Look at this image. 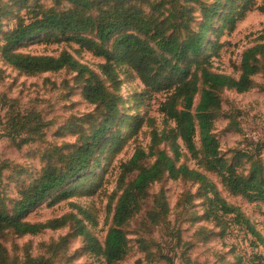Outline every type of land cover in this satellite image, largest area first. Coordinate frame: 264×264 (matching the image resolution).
<instances>
[{
	"label": "trees",
	"instance_id": "16d2710c",
	"mask_svg": "<svg viewBox=\"0 0 264 264\" xmlns=\"http://www.w3.org/2000/svg\"><path fill=\"white\" fill-rule=\"evenodd\" d=\"M65 1L70 6L67 9L35 7L31 19H19L14 29L3 34L0 57L8 66L29 76L64 69L75 73L74 82L81 97L94 106V111L85 115L89 132L82 133L76 145L53 148L51 154L57 157L56 161L49 160L34 182L21 188L10 209L0 207V264H55L63 260L61 254L66 252L69 241L77 237L84 240L82 254L105 264L123 261L130 250L126 229L142 211H145V227L168 225L169 210L163 192L149 200L151 187L163 179L198 186L204 208L202 221L214 223L224 232L228 226L224 220L229 217L233 225L257 236L254 226L238 207L220 196L214 183L202 172L180 163L185 152L203 171L219 178L229 195L264 205L261 156L264 142L259 143L260 139L253 137L249 140L259 149L253 153L236 151L227 157L214 132L220 118L228 120L229 129H238L222 109L224 91L244 94L258 88L264 92V44L243 51L237 78L211 69V58L220 48L218 38L225 31L230 33L235 29L245 14L254 9L255 0ZM210 33L217 37L215 41L209 40ZM41 36H51L50 43L73 44L79 51L91 53L104 62L99 64L98 71H92L65 51L56 57L17 51ZM121 74H135L145 87L143 95H165L158 109L163 127L158 129L150 120L149 146L137 147L131 158L120 164L111 225L103 244L87 226L93 223V217L79 206L76 210L82 218L67 214L46 223L25 221L41 203L51 200L56 204L73 197L91 180L108 143L118 141L117 127L126 124L130 133L135 134L142 126L139 117L129 119L121 113ZM257 76L262 78V85L255 82ZM0 102L6 108L0 118L2 137L10 138L17 148L44 137L49 123L39 113H21L5 97ZM78 121L81 126L82 119ZM5 168L6 163L0 165V176ZM147 203L150 208L145 210ZM65 227H69L68 234L58 242L41 244L44 254L35 257L27 245L21 249L13 246L16 251H22V255H17L1 242L8 235L36 236L45 230ZM176 240L180 242L179 234ZM138 245L146 261L153 263L157 258L173 264L170 257L161 254L155 241L144 239Z\"/></svg>",
	"mask_w": 264,
	"mask_h": 264
},
{
	"label": "rangeland",
	"instance_id": "374dc122",
	"mask_svg": "<svg viewBox=\"0 0 264 264\" xmlns=\"http://www.w3.org/2000/svg\"><path fill=\"white\" fill-rule=\"evenodd\" d=\"M35 7L63 10L70 6L65 0H0V45L3 34L14 29L19 19H31ZM253 7L232 32L225 31L218 38L219 52L211 58V69L214 72L237 78L243 51L258 43L264 44V40H260L264 36V0H255ZM216 39L214 34H209V40ZM52 40L51 36H41L17 51L33 56L51 57L65 51L92 71H98L99 64L104 62L91 53L79 51L73 44L50 43ZM75 76V73L66 69L54 73L25 75L5 64L0 57V98L5 97V101L14 103V107L21 113H39L49 123L41 140L19 148L10 138L1 136L0 128V165H7L0 176V207L10 209L21 188L33 183L49 160L56 161L57 157L51 154L53 148L76 145L79 136L89 132L90 124L85 123V115L92 113L94 106L81 97L80 88L74 82ZM120 80L121 113L129 119L139 117L143 121L142 126L135 134L130 133L126 124L117 127L118 141L115 144L108 143L102 153L100 167L91 180L73 197L56 204H52L51 200L41 203L25 221L46 223L67 214L82 218L76 210V206H79L93 217V223L86 224L93 236L103 244L111 225L120 164L128 161L137 147L149 146V127L152 125L150 120L158 129L163 127V119L158 109L165 95H143L145 87L135 74H121ZM254 80L258 85L263 83L260 76ZM222 100L223 111L232 117L238 127L237 130L229 129L228 120L225 118L216 121L214 132L219 139L222 153L227 157L236 151L253 153V150L259 148L251 144L250 140L254 137L260 139L259 143L264 142V92L258 88L244 94L224 91ZM5 112L6 108L0 102V118H3ZM79 119H82L81 126ZM261 156L264 158V149ZM180 163L202 172L214 183L220 196L228 204L238 207L254 226L257 236L233 225L229 217L224 220V225H228L224 232L214 223L202 221L200 217L204 208L197 191L198 186L185 181L163 179L151 187L149 200L152 201L153 195L163 192L169 210L168 225L153 229L145 227V211H142L126 229L130 250L126 258L117 264H134L137 260L142 261V264H166L160 259L156 260L157 258H153V263L146 261V255L140 251L138 245V241L144 239L155 241L160 246L161 254L170 257L173 264H263L264 205L249 203L241 197L229 195L219 178L203 171L196 160L185 152ZM186 198L188 202H185ZM148 203L145 210L150 208ZM68 232L69 227H65L45 230L36 236L18 238L8 235L1 242L8 251H15L17 255H22V251H16L13 246L21 249L27 245L31 255L35 257L44 254L41 244L58 242ZM178 234L181 239L179 243L176 240ZM83 247L82 238L70 240L66 252L61 254L63 260H57L55 264H105L102 260L82 254Z\"/></svg>",
	"mask_w": 264,
	"mask_h": 264
}]
</instances>
